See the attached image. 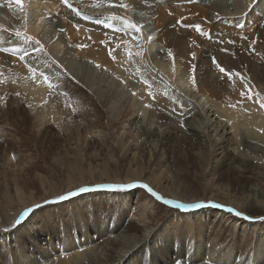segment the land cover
<instances>
[{
  "label": "rangeland",
  "instance_id": "rangeland-1",
  "mask_svg": "<svg viewBox=\"0 0 264 264\" xmlns=\"http://www.w3.org/2000/svg\"><path fill=\"white\" fill-rule=\"evenodd\" d=\"M0 1V53H4L11 61H14L8 65L16 66V62L19 63L18 65L28 76V85L37 89L38 86L43 87L42 102L37 104L32 103L31 98L30 100L28 97L25 98L27 93L24 88L26 87L15 88V85H18L17 79L13 84L9 82V90H2V93L0 91V264H46L55 258L81 257L86 254L83 253L86 250H89L88 253L93 258L103 257L108 248L113 246V240L118 232H114L111 228L120 219L125 222L124 231L139 234V232L142 233L143 226L148 225L154 230L151 232L152 237L160 245L167 239L177 241L176 244L180 243V249L170 253L168 257L176 261L167 264H188L184 248L189 246L191 251L195 250L194 240H200L197 247L199 246L203 256L200 260L189 264H225L226 261L227 264H256L252 256L250 259H245L248 251L256 243V234L263 229L264 225V214H261L260 218L256 217L257 220L252 218L253 205L248 206L252 210L247 207L248 210L239 212L241 215H237L230 209L214 207L215 211L218 210L217 212L227 213L226 216L231 218L230 224L222 230L219 229L207 235L198 225L192 224V218L189 216L190 213L202 211L203 209H200L202 204L212 202L210 189L206 185V175L196 162L194 153L192 154V151L190 152L185 146L181 132L175 135V130L187 131L184 116L175 111L176 108H183L180 106L181 103L190 102V106H196L198 110L203 107L204 110L211 109L208 107L211 103H208L205 97L195 95V85H193L196 82V73L201 74L207 71V66L202 60L198 66L200 53L192 51L188 55V68L193 71L192 80L189 79L190 82H184L182 85L178 82L173 84L172 79L180 76H178L179 73L173 74V69L169 71L166 68V64L170 63L168 60L161 61L156 56L163 50L160 43L158 45L157 41H154L158 35L155 25L147 21L143 23L145 25L141 29V23L138 22L140 19L132 3L106 0L102 4L92 1L89 4V6L92 4L91 9L87 10L88 6L86 10H83L85 13L68 1L72 5L68 9H72L71 11L76 9L79 15L74 11L73 13L79 19L95 23L118 36L115 40L121 50L119 55H123V62L118 64L123 69L131 70V74L137 77L138 82L149 87L152 100H146L148 102L144 103L135 91L128 90V78L123 81L108 67L100 68L101 65L98 67L85 60L75 59L59 65L47 53H44V48L42 51H34L36 41L34 37L31 43H26L22 38L26 36L25 34L21 33V37H17L16 33L12 34L11 30L1 26L12 22L13 16L17 14L28 17L32 12L22 0H19V3L17 0ZM215 1L218 0H208L200 6H205L209 12L206 6L214 4ZM240 1L219 0L220 5L228 6V10H224L223 15L221 14L223 17L221 15L217 17H222L219 21L226 20V17L232 19L231 23L227 24L229 32L223 33V36L218 35L221 38L217 36L216 39L213 38L214 40L211 39L212 34L208 30L200 34L201 37L207 36L205 40L197 36L207 43L218 39V42L220 40L225 45L221 49L226 51L220 50V57L218 53L212 55L210 65L213 68L215 67L212 63L213 57L221 66L222 59L238 58L236 56L237 50L240 49L238 44L244 39V43L250 41L259 43L258 50L261 51L259 55H264V31H254L257 35L251 32L254 34L252 38L251 33H246L245 37L244 27L236 28L242 27L250 14H264V8H258V12L254 10L258 0H249L247 5L236 8L235 4ZM60 3L67 8L66 4L61 1ZM149 7L154 11L152 6ZM90 11L99 15L91 16ZM123 21L136 24L140 31H123L125 27ZM54 25L52 21L47 27ZM246 29L249 31L252 28L246 26ZM51 31L52 29L49 30ZM56 31H58L57 28ZM150 36L154 41L152 43L157 44L155 43L152 48H146L144 44L146 40L149 41ZM220 42L218 44L221 45ZM92 47L98 46L92 45ZM26 51L28 55L21 60L20 57ZM115 54L116 52H112V56ZM165 58L169 59L170 56ZM158 65H161L163 69L159 71L156 68ZM30 68L32 71L29 70ZM59 71L65 73L68 78V80L64 79V85L56 84L59 81L57 80ZM240 71L245 72L241 69L236 70L235 73ZM153 74L158 79H154ZM168 75L171 77L169 80L166 79ZM44 76L48 77L47 82L44 81ZM77 76L84 78L85 82L80 81ZM208 77L210 81H215L218 78L224 80L228 76L215 69L213 73L208 74ZM11 78L14 77L11 75ZM244 79L238 77V80H243L238 84L246 93L253 96V99H247L244 102L259 105L264 112V107H261L264 94L259 90L255 91L247 82L248 79ZM245 84H249L247 88ZM106 98L109 101H104ZM48 105H51V110L61 113L62 117L60 116L58 124H54L51 120L45 122ZM158 109L168 112L171 116L167 117L168 119H174L176 116V121L172 120L170 124H164L158 119ZM202 115L204 117V112ZM209 115L212 114L209 113ZM210 116L204 117L202 121L207 127L212 123L213 118ZM192 126L202 132L203 125L198 126L192 123ZM243 133L240 131V136ZM243 137L248 138L245 135ZM248 140H253L254 151H251V154L245 153L249 157L247 161H244L245 165L234 163L229 169L228 163L224 161L225 158H222L220 164L208 167L207 171L213 170L214 181L223 184L230 192L238 193L242 190L250 198L260 197L261 199L262 196L264 197V165L261 163V157H264V143L262 144L261 141L257 143L258 140L254 141L252 138ZM120 146L124 147L125 152L130 149L134 153V162L131 164L125 162L123 155L118 153ZM206 152H204L205 157L210 151ZM150 171L152 173H149ZM159 173L167 177V186L175 195L177 194L176 198L157 193L153 189L160 197L157 199L147 189V187H153L149 181ZM221 174H227V177L221 180L218 178ZM128 177H131V182H122ZM107 179L110 182H101ZM102 184H135L136 186L126 191H108V189L97 187ZM81 188L89 190L81 192ZM69 192H76V195L64 200L59 199L62 195L67 196ZM165 200L187 205L198 203L201 206L191 211L189 207L178 208L175 205L166 204ZM46 201L51 202L46 203ZM24 203L27 205L23 208ZM25 210L30 211L20 224L16 225L15 221L21 215L15 220H10L15 212L22 211V214ZM202 217L204 218L205 215ZM140 218L145 220L144 223L139 222ZM8 221L11 222L8 223ZM25 223L28 224L23 226ZM241 223L246 225L244 235L240 232ZM19 227L23 233L16 236ZM86 227H93L92 230L94 229L93 231L99 235L98 239H92L96 235L85 230ZM228 239L233 240L232 243L228 244L226 242ZM128 243L126 250H129L132 245L131 242ZM139 243H142L138 248L139 253L132 251L129 258H124L126 264H149L146 239ZM222 251L227 254L219 256ZM207 257H215L219 260L214 263L210 259L207 260ZM164 262H167V259Z\"/></svg>",
  "mask_w": 264,
  "mask_h": 264
},
{
  "label": "bare ground",
  "instance_id": "bare-ground-1",
  "mask_svg": "<svg viewBox=\"0 0 264 264\" xmlns=\"http://www.w3.org/2000/svg\"><path fill=\"white\" fill-rule=\"evenodd\" d=\"M60 1L59 0H22V2H24V4L32 13L28 17H22L21 15L17 14L13 16L12 22L10 21L8 23L2 24L1 26L8 30H11L12 34L20 32L22 34H25L26 36H31L34 37L36 40H39L40 43L43 45L45 51L44 53H47L59 65L60 64L63 65V63H65L66 61L75 59V60H85L87 62L93 63L95 66L101 65L100 68L108 67V69L114 71L116 76H119L123 81H125L128 78L127 80L128 90L135 91V93L138 95V97L141 100L144 101V103L148 102L146 100H152V96L149 93V87L143 83L141 84L140 82H138L137 77L131 74L130 72L131 70L129 71V69L126 70L120 67L121 65L119 64L123 62V55L122 54L119 55V51L121 50L119 49V44L115 40L116 39L115 37L117 35L113 34L112 32H109L107 29L100 27L99 25L97 26L95 23L84 22L82 19H79L77 16H75L73 11H71L72 9H68L70 7L67 6V8H65V6H63L60 3ZM68 1L73 6L79 7L81 11L86 10V7H88L92 1L99 2L102 4L106 2V0L105 1L104 0H68ZM115 1H119V0H115ZM120 1L126 3L127 1H129L135 6V10H136L135 12L137 14V17H139L140 19V21L138 22L141 23V29L145 25L143 23L145 22L147 23V21H150L155 25L154 28L156 29L158 35L157 38L154 39V41L156 40L158 45L160 43L162 47L161 50H163L160 51V53L156 56L158 57V60L161 61L168 60L170 63L166 64L167 65L166 68L169 71L173 69L172 73L173 74L179 73L178 76H180V77H176L177 81L176 79H172L173 84H176L178 82L180 85H182L184 82L185 83L190 82L189 79H191L192 77L191 75L193 71H191L188 68L189 65L188 55L192 51H195V53L197 52L200 53V56H198V66L201 63V60L207 66V71H205L204 73L201 74H198V72L196 73V82L193 85H195V95L205 97L207 99V102L211 103V105L208 106L209 108L211 107V109L206 108L204 110L203 107L201 108V110H198L196 106H190L191 105L190 102L189 103L186 102L183 104L181 103L180 106L183 108L175 109V111L178 112L179 115L182 114L184 116L185 119L183 120L186 121L185 126L187 128L186 132L178 131L179 129L175 130V135L177 132H181L183 134L185 146L190 152L192 151V154L194 153L193 155H195L196 162L198 163V165L201 167V169L206 175L207 178L206 185L211 192L210 200L212 202L209 204L208 203L202 204L200 208L203 209L202 211L200 212L196 211L189 214V216L192 218L191 221L192 224L198 225L200 228H202L204 232H206V235L210 232L213 231L215 232L216 230L218 231L219 229L222 230V228H225L228 224H230L229 221L231 218L229 219L228 216H226L227 213L223 214L217 212L218 210L215 211L214 207H220L223 210L230 209L237 213L241 211L242 212L246 211L249 209L248 206L253 205L254 212L252 213H254V216L252 218L254 220H257V218L262 217L260 215L264 214L263 196L261 199L260 197H257L255 199L252 197L250 198V196L247 193L242 192L241 189H240L241 191H239L238 193L230 192L223 184L214 181V177H213L214 172H212L213 170L207 171L208 167H215L216 165L220 164L219 162L222 158H225L224 161L228 163L229 169L234 163H240L245 165L244 161H247V159H249V157L246 156L248 154L245 155V153H250L251 151H254L253 148L254 146L252 147L253 140L249 141L248 139L252 138L254 139V141L258 140L257 143L259 141H261L262 144L264 143V117H263L264 112L261 110L259 105H254L244 102V100H247V98L246 97L243 98L241 96V92L242 91L246 92V91L242 89V87L238 84L239 81L243 82V80H238V77L235 75L236 70H241V69L245 70V72L240 71L241 73V74L239 73L240 76L243 79L244 78L248 79L247 82L250 84L251 88L255 89V91L259 90L264 94V55L263 56L259 55L261 53V51L258 50L259 43H257L256 41L255 43H253V41L244 43L245 39L243 40V42L241 41L242 38H244V36L241 35L242 36V38L240 37L241 42L240 44H238L240 46V49H238L237 51H238V55L241 54L242 56L239 57L238 55H236L238 58L235 57L230 60L229 59L221 60L223 61L222 66L226 70H228L229 73H232L233 75L231 77L228 76L224 80H220L218 78L215 81H210V77H208V74L213 73L214 70L217 69L216 66L214 68L211 67L210 59L212 55L214 56V54L216 53H218L220 57L219 51L222 50L221 48H223L225 45L222 44L220 40L219 42L221 43L222 46L218 44L219 43L218 39L214 42L207 43L205 41H201L197 36L201 37L200 34L207 32L206 30H208L212 34L211 39L213 38L216 39L218 35L220 34L222 35L225 32H229L228 30L229 27L227 24L231 23L232 19H228L229 17L224 16L227 19L219 21L223 17L222 15L224 10H228L227 9L228 6L220 5L218 0L215 1L214 4L211 3L206 6V8L209 10L208 12L205 9L204 5H203L204 7L200 6L202 3L208 2V0L206 1L205 0L204 1L202 0H197V1L195 0L194 1L120 0ZM248 1L249 0H241L238 4H235L236 8H240L245 4L247 5L249 3ZM91 5L89 6V9L87 8V10L91 9L90 8L92 7ZM149 6H152L154 8V11H152ZM258 8L259 9L264 8V0H258L256 2V6L254 10H257ZM95 9L97 10V7ZM89 14H91V16L99 15L98 13L95 12ZM102 14L104 15V13ZM217 15H221L222 17L218 18ZM213 16H216L218 19H216V17ZM178 20L182 21V23L177 24L176 22ZM52 21L53 23H55V25L48 28L47 26L49 22ZM196 25H200L202 31L198 32L195 27ZM60 26L62 28H60ZM246 26H250L252 29L248 31V29H246ZM243 27L245 28L243 30L245 33V37H246V33L250 34L251 32L254 31H258V32L260 30L264 31V14H258V15L257 13L250 14L249 17L247 18V21L243 23V26L236 28L241 29ZM56 28L58 29V31L60 30V32L56 31ZM50 29H52L51 32H49ZM251 34H252V38H254L253 37L254 34L253 33ZM255 34L257 35V33ZM205 37H201V38H204L205 40ZM219 37L221 38V36H218L217 38ZM101 41H104V43H101ZM152 41H153L152 38L149 41L146 40L144 44L145 47L152 48L153 45L156 43V42L152 43ZM80 44L87 46L83 48H78L77 45ZM92 45H97L98 47H92ZM109 51L116 52V54L114 56H109ZM169 51H171L172 55L170 56L169 59H167L165 57L169 55ZM10 62L12 63L14 61H11L7 55H4V53L3 54L0 53L1 93L2 90L3 91L9 90L8 88L10 86L9 82L13 84L17 79L18 85H15V88L22 89L26 87L24 88V91L27 93L25 95V98L28 97L29 100L31 98V100H33L32 103L34 102L36 104L39 103L40 101L42 102L41 94L43 87L40 88L38 86L37 89L35 87L28 85L29 79L27 74L25 73V70L20 65H18L19 64L18 62H16L17 63L16 66H13V64L8 65V63ZM156 68L159 71L163 69L161 65L156 66ZM58 74L59 76L57 77V80L59 81H57L56 84L64 85V82L67 78L65 76V73L59 71ZM11 75L14 78H11ZM152 76L154 79H158V77L154 76V74ZM241 77H239V79H241ZM78 78L80 81L85 82L84 78L81 77ZM166 79L169 80L171 79V77H169L168 75ZM244 83H246V81ZM108 98H106L104 101L106 100L109 101ZM160 103L161 102H159V104ZM50 106L48 105V107L46 108L47 115H45L46 116L45 122L51 120L54 121V124H58L61 113L59 114L57 111H53V109L51 110ZM187 106L189 107L186 108ZM174 107L176 106L174 105ZM159 110L160 109H158L157 111L158 119L160 121H163L164 124H170L172 120H175L176 116L174 117V119L172 118L168 119L167 117H169L170 114L163 110L162 111ZM202 112H204V117L206 118L210 116L209 113L212 114L210 116V118H213L211 119L212 123L209 121V123L211 124L208 127L202 122L204 120ZM190 121L194 124H197L198 126L203 125L202 132L201 130H197V128L193 127ZM240 131L244 132L242 136H240L239 134ZM243 135L248 136V138H244ZM123 146L119 147L118 153L123 155V159L125 160V162L131 164L132 162L135 161L134 153L130 149L126 150L125 152ZM207 150H209L210 153L207 157H205L204 152H206ZM206 153L208 154V152ZM76 155L77 154L75 153V156ZM143 157L145 156L143 155ZM256 158L258 159V157ZM261 163L264 165V157H261ZM149 173L152 172L150 171ZM226 177L227 174L226 175L221 174L218 178L223 180V178ZM101 182H110V180L107 179ZM122 182L124 183L131 182V177L124 179ZM149 182L150 185L153 186L152 188L151 187L150 188L152 190L154 189V191H156L157 193H162L170 197L172 196V198L177 197V194L175 195L172 192V190L169 189V187L167 186L168 185L167 177L162 176L161 173L156 175L154 179L152 177V179ZM148 188L149 187H147V189ZM109 190L110 189H108V191ZM157 196L158 194H156V197ZM193 204L191 203V205ZM22 205H23L22 207L24 208V206L27 204L24 203ZM189 208L191 209V211L197 209L196 207H189ZM249 210H252V208ZM21 212L22 211H19L18 213L15 212L13 216H11V214L8 213L9 216H11L10 220L17 219L18 216L21 215ZM204 215L205 217L203 218L202 216ZM13 220L12 223L14 222ZM144 221L145 220H143L142 218L139 219V222L141 223H144ZM10 222L8 221V223ZM26 224L28 223L23 224V226H26ZM124 224L125 222L122 219H120L115 224L116 226L119 225L118 228L115 225L111 228V230L118 233H116V237L113 240V246L111 248H108L107 252L104 254L103 257L99 256L93 258L91 254L88 253L89 250H86L83 252L86 254L82 255L81 257L77 258L74 256L73 258L66 257L63 259L55 258L52 259L50 262H47L46 264H126L124 258H129L132 251L138 254L139 253L138 248L142 245V243L139 242L145 239L148 245L147 260L149 261V264H167V263H174L176 261L175 259L173 258L170 259L168 257L171 255L170 253L176 251L177 249H180V245H181L180 243L176 244L177 241H172L171 239H167L163 241L164 243L162 245H160L152 237L151 232L154 231L152 227L148 225L143 226L142 233L139 232V234L136 233L132 234L127 230L124 231L123 229ZM231 224L234 225L233 223ZM137 226L141 227V225H137ZM234 227L236 226L234 225ZM92 228L93 227H86L85 230L91 231L93 235H96L92 239H98L99 235L95 233L93 231L94 229L92 230ZM239 228L241 234L244 235L246 231V225L244 223H241L239 225ZM21 233H23V231L20 230L19 227L15 235L17 236L18 234ZM41 236L44 237L42 234ZM40 240L42 241V238H40ZM232 241L233 240L230 241V239H228L226 242H228L229 244L232 243ZM87 242L88 241H86V243ZM128 242H131L132 244L131 248L133 247L134 249L130 248L129 250H126L125 247H127V244H129ZM198 242H200V240L193 241V245L194 243H196L195 250L192 249L191 251L189 246H187V248L186 247L184 248L186 253L185 257L187 258L188 264L190 262H195L197 260H200V258L203 256L202 251L199 250V246L197 247V244H199ZM114 245L116 247H114ZM226 254H227L226 252L222 251L219 253V256H225ZM251 256L253 257L254 260H256L255 262L256 264H264V225H263V229L256 234V243L251 248V250L248 251L247 255L245 256V259H250ZM165 259H167V262H164ZM206 259L207 260L210 259L214 261V263H216L219 260L216 259L215 257L214 258L207 257ZM225 264H227V261Z\"/></svg>",
  "mask_w": 264,
  "mask_h": 264
},
{
  "label": "snow or ice",
  "instance_id": "snow-or-ice-1",
  "mask_svg": "<svg viewBox=\"0 0 264 264\" xmlns=\"http://www.w3.org/2000/svg\"><path fill=\"white\" fill-rule=\"evenodd\" d=\"M17 2L19 3V0H17ZM62 3L66 4L68 7H72V5L70 3H68V0H61ZM74 12L77 13V15H79V12L76 10V9H73ZM114 19H117L114 17ZM98 23H100V21H97ZM125 27L124 29H122L123 31H129V30H134L135 32H139L140 31V28L136 25V24H129L127 21H123ZM177 24H181L182 21L178 20L176 22ZM107 26V25H106ZM196 30L198 32L202 31L201 29V26L200 25H196ZM63 31V30H61ZM16 36L17 37H21V33L20 32H17L16 33ZM24 39V41L26 43H31L32 42V37L31 36H24L22 37ZM149 40H151V37H149ZM101 43H104V41H101ZM138 43V41H137ZM253 43H255V41H253ZM87 45H83V44H80V45H77L78 48H83V47H86ZM34 51H42L43 50V45L40 44V41L39 40H36L34 42ZM222 51H226V49H222ZM28 55V52L26 51L24 53L23 56L20 57L21 60H24V57ZM129 55H131V53H129ZM172 53L171 51H169V56H171ZM193 56L195 55L194 53L192 54ZM109 56H112V51H109ZM114 58V57H113ZM212 63L216 66V68L223 74L231 77L233 74L232 73H229L228 70H226L225 68H223L215 59V57L212 58ZM99 67V65H97ZM30 71H32V69L30 68L29 69ZM235 75L237 77H240V74L239 73H235ZM44 81L47 82L48 81V77L47 76H44ZM145 83H147V81H145ZM49 87H51V85H49ZM245 87L247 88L248 85L245 84ZM133 95H135V93H133ZM241 96L242 97H247V99L251 100L253 99V96L246 93V92H241ZM147 107V105H146ZM261 107H264V102L261 103ZM183 126V125H182ZM136 185L134 184H102V185H98L97 187L98 188H106V189H110V190H116V191H123V190H126V189H129V188H132V187H135ZM146 187V186H145ZM89 189L88 188H81L80 191L81 192H84V191H88ZM148 190L150 192H152V195L156 196V193L151 189V188H148ZM76 195V192H69L67 194V196H60L59 199L60 200H64L66 199L67 197H71V196H75ZM157 199H160V197L157 196ZM51 201H46V203H49ZM164 203L166 204H170V205H175L176 207L178 208H188V207H200L201 205L200 204H193V205H187V204H183V203H177L176 201H173V200H165ZM37 207H39V205H37ZM30 210H25L24 213L21 214V216L19 217V219H17L15 221V224L18 225L20 224V221L28 215ZM237 215H241V213L237 212ZM7 230V229H5Z\"/></svg>",
  "mask_w": 264,
  "mask_h": 264
}]
</instances>
